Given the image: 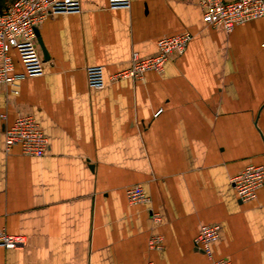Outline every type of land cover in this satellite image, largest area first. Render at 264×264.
<instances>
[{"label":"crops","instance_id":"0c3cea01","mask_svg":"<svg viewBox=\"0 0 264 264\" xmlns=\"http://www.w3.org/2000/svg\"><path fill=\"white\" fill-rule=\"evenodd\" d=\"M36 29L42 73L0 83V229L26 238L0 245V264H212L193 243L204 223L218 225L213 257L264 264V181L242 201L229 180L264 168V15L226 30L202 20L198 0H80ZM183 30L192 38L161 72L112 79L131 51L153 54ZM96 64L104 84L89 86ZM26 113L47 136L41 156L4 145ZM133 184L148 200H127Z\"/></svg>","mask_w":264,"mask_h":264},{"label":"built area","instance_id":"2783aa9c","mask_svg":"<svg viewBox=\"0 0 264 264\" xmlns=\"http://www.w3.org/2000/svg\"><path fill=\"white\" fill-rule=\"evenodd\" d=\"M131 0H108L109 7H129ZM202 20L209 25H221L226 30L235 24L264 15V0H198ZM80 0H12L0 10V83H14L25 76L41 74L42 56L36 43L35 28L48 14L58 11H79ZM190 30L157 38L156 51L141 56L137 51L130 53L129 65L118 71L112 79L127 77L139 78L144 72H161L167 58L181 53L192 38ZM14 49L23 70L14 71L10 50ZM89 86L104 84L102 65H88L85 68ZM17 144L22 154L41 156L45 153L48 139L36 118L29 113L17 115L4 128V145L9 148ZM238 198L247 201L256 196L257 188L264 181V168L259 164H247L229 178ZM126 198L131 203L148 200L139 184L125 189ZM218 235V225L204 223L193 239L212 264H229L223 257H213L210 243ZM159 247L161 237L155 236ZM24 234L8 233L0 229V245L6 248H21L25 245Z\"/></svg>","mask_w":264,"mask_h":264},{"label":"rangeland","instance_id":"374dc122","mask_svg":"<svg viewBox=\"0 0 264 264\" xmlns=\"http://www.w3.org/2000/svg\"><path fill=\"white\" fill-rule=\"evenodd\" d=\"M155 236L156 234H152L148 237L147 239V244L150 248H154L156 246V241H155ZM160 236V235H159Z\"/></svg>","mask_w":264,"mask_h":264},{"label":"water","instance_id":"95a60500","mask_svg":"<svg viewBox=\"0 0 264 264\" xmlns=\"http://www.w3.org/2000/svg\"><path fill=\"white\" fill-rule=\"evenodd\" d=\"M35 34H36V37H37V41L40 44V46H41V48L43 50V53L45 54V50H44V48L42 46V42H41L40 38L38 37V30L36 28H35Z\"/></svg>","mask_w":264,"mask_h":264}]
</instances>
